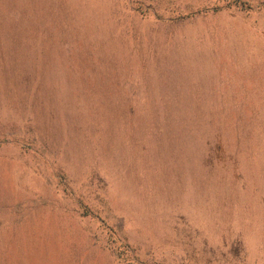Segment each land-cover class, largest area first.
<instances>
[{
	"label": "rangeland",
	"instance_id": "obj_1",
	"mask_svg": "<svg viewBox=\"0 0 264 264\" xmlns=\"http://www.w3.org/2000/svg\"><path fill=\"white\" fill-rule=\"evenodd\" d=\"M0 264H264V0H0Z\"/></svg>",
	"mask_w": 264,
	"mask_h": 264
},
{
	"label": "trees",
	"instance_id": "obj_2",
	"mask_svg": "<svg viewBox=\"0 0 264 264\" xmlns=\"http://www.w3.org/2000/svg\"><path fill=\"white\" fill-rule=\"evenodd\" d=\"M247 5L243 3V7H246Z\"/></svg>",
	"mask_w": 264,
	"mask_h": 264
}]
</instances>
